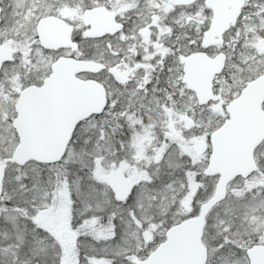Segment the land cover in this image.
Segmentation results:
<instances>
[{
    "label": "snow or ice",
    "instance_id": "snow-or-ice-1",
    "mask_svg": "<svg viewBox=\"0 0 264 264\" xmlns=\"http://www.w3.org/2000/svg\"><path fill=\"white\" fill-rule=\"evenodd\" d=\"M0 264H264V0H0Z\"/></svg>",
    "mask_w": 264,
    "mask_h": 264
}]
</instances>
